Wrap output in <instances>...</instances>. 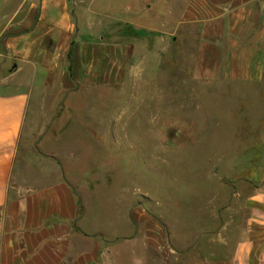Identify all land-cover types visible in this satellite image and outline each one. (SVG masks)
<instances>
[{
    "label": "crops",
    "instance_id": "0c3cea01",
    "mask_svg": "<svg viewBox=\"0 0 264 264\" xmlns=\"http://www.w3.org/2000/svg\"><path fill=\"white\" fill-rule=\"evenodd\" d=\"M83 3L0 0V264H264V187L235 192L217 228L204 221L193 240L178 242L174 223V247L141 202L93 210L86 194L99 180H79L42 114L44 92L105 88L121 74L118 47ZM181 19L199 29L194 78L264 81V0H186Z\"/></svg>",
    "mask_w": 264,
    "mask_h": 264
},
{
    "label": "rangeland",
    "instance_id": "374dc122",
    "mask_svg": "<svg viewBox=\"0 0 264 264\" xmlns=\"http://www.w3.org/2000/svg\"><path fill=\"white\" fill-rule=\"evenodd\" d=\"M83 1L90 26L118 47L121 74L105 88L44 92L42 114L79 180H99L86 194L93 210L141 202L173 247L174 223L184 243L204 221L217 228L235 192L264 187V81L194 78L199 29L181 23L186 0Z\"/></svg>",
    "mask_w": 264,
    "mask_h": 264
}]
</instances>
